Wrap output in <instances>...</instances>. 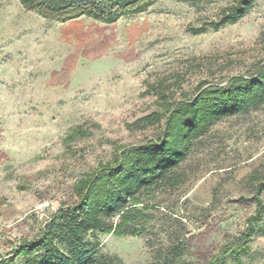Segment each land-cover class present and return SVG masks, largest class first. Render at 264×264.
Returning <instances> with one entry per match:
<instances>
[{
	"label": "rangeland",
	"instance_id": "obj_1",
	"mask_svg": "<svg viewBox=\"0 0 264 264\" xmlns=\"http://www.w3.org/2000/svg\"><path fill=\"white\" fill-rule=\"evenodd\" d=\"M231 1L157 0L107 23L50 22L19 0H0L2 255L76 198L80 176L120 147L158 135L160 125L129 126L158 109L156 90L189 97L199 81L223 83L264 59V0L218 30H189ZM78 125L85 134L66 141ZM263 163L264 106L216 122L175 169L182 182L142 196L154 205L145 234L103 235L101 252L116 264H158L159 253L183 239L184 261L205 264L253 213L248 178ZM250 248L245 263L264 264V237Z\"/></svg>",
	"mask_w": 264,
	"mask_h": 264
},
{
	"label": "trees",
	"instance_id": "obj_2",
	"mask_svg": "<svg viewBox=\"0 0 264 264\" xmlns=\"http://www.w3.org/2000/svg\"><path fill=\"white\" fill-rule=\"evenodd\" d=\"M19 1L25 10L50 22L84 16L111 23L122 16L141 13L157 0ZM254 2L232 0L215 19L189 30L200 34L235 23ZM156 93L158 109L129 126L160 125L158 135L120 147L110 160L80 176L73 185L76 198L62 203L45 220L38 235L21 238L0 256V264H116L113 256L101 252V236L144 235L154 205L144 202L142 196L158 187H175L182 182L175 169L189 156L194 140L226 117L264 106V59L257 61L253 70L231 75L223 83L199 81L189 97L171 99L161 90ZM85 132L80 125L75 126L65 140ZM248 179L253 184V213L247 216L243 229L227 236L205 264H246L244 258L251 254L254 237H264V163ZM185 251V241L177 239L159 253L157 263L188 264L184 261Z\"/></svg>",
	"mask_w": 264,
	"mask_h": 264
},
{
	"label": "crops",
	"instance_id": "obj_3",
	"mask_svg": "<svg viewBox=\"0 0 264 264\" xmlns=\"http://www.w3.org/2000/svg\"><path fill=\"white\" fill-rule=\"evenodd\" d=\"M0 245H2V243L0 242ZM0 253H1V251H0ZM0 256H2V253L0 254Z\"/></svg>",
	"mask_w": 264,
	"mask_h": 264
}]
</instances>
